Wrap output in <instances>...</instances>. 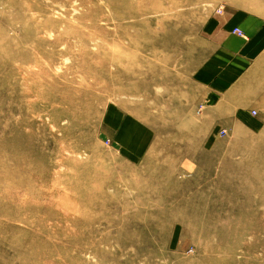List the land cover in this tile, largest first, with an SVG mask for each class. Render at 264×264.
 <instances>
[{
	"label": "rangeland",
	"instance_id": "rangeland-1",
	"mask_svg": "<svg viewBox=\"0 0 264 264\" xmlns=\"http://www.w3.org/2000/svg\"><path fill=\"white\" fill-rule=\"evenodd\" d=\"M225 9L264 42V0H0V264H264V121L196 126Z\"/></svg>",
	"mask_w": 264,
	"mask_h": 264
},
{
	"label": "crops",
	"instance_id": "crops-1",
	"mask_svg": "<svg viewBox=\"0 0 264 264\" xmlns=\"http://www.w3.org/2000/svg\"><path fill=\"white\" fill-rule=\"evenodd\" d=\"M235 27L246 37L235 33ZM260 27L258 16L242 9H225L205 26L203 57L191 78L197 88L194 97L199 129L247 128L252 121H264V42L260 41ZM177 112L185 114L182 108ZM182 127L190 129L189 125ZM180 146H190V142L183 141Z\"/></svg>",
	"mask_w": 264,
	"mask_h": 264
},
{
	"label": "built area",
	"instance_id": "built-area-1",
	"mask_svg": "<svg viewBox=\"0 0 264 264\" xmlns=\"http://www.w3.org/2000/svg\"><path fill=\"white\" fill-rule=\"evenodd\" d=\"M235 31H236L239 35H241V36H243V37H246V36L244 35L243 31H242L239 27H237V28L235 29ZM253 113H254V114H257V110H254Z\"/></svg>",
	"mask_w": 264,
	"mask_h": 264
},
{
	"label": "bare ground",
	"instance_id": "bare-ground-1",
	"mask_svg": "<svg viewBox=\"0 0 264 264\" xmlns=\"http://www.w3.org/2000/svg\"><path fill=\"white\" fill-rule=\"evenodd\" d=\"M246 36V35H245Z\"/></svg>",
	"mask_w": 264,
	"mask_h": 264
}]
</instances>
